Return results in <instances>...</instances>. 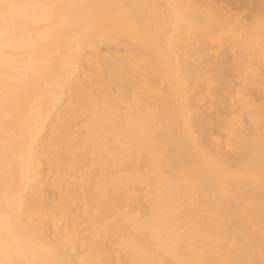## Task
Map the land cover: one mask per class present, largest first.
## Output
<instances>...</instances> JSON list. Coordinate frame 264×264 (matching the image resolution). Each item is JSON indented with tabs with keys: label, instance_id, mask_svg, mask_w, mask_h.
<instances>
[{
	"label": "bare ground",
	"instance_id": "1",
	"mask_svg": "<svg viewBox=\"0 0 264 264\" xmlns=\"http://www.w3.org/2000/svg\"><path fill=\"white\" fill-rule=\"evenodd\" d=\"M0 3V264H264V0Z\"/></svg>",
	"mask_w": 264,
	"mask_h": 264
},
{
	"label": "rangeland",
	"instance_id": "2",
	"mask_svg": "<svg viewBox=\"0 0 264 264\" xmlns=\"http://www.w3.org/2000/svg\"><path fill=\"white\" fill-rule=\"evenodd\" d=\"M232 112H225V113H223L222 115H221V119H217V118H215L214 116H212V121L210 122V120H208V119H210L211 118V116L209 115V117H208V115L206 116V117H204V119H205V123H202L203 121H204V119H203V121H201L200 123H199V121H196V122H191V124H189V125H191V126H187L186 127V129H187V131H189V132H192V134H194L195 135V133L196 132H194V131H197V133L198 134H196V136L199 138V137H201V135L200 134H203V137L205 138V141H203L204 143H206V144H204V146L206 147V149L207 148H209L210 146L212 147V141H211V139H216L217 137L220 139V141L221 142H224V140H226V136H229V135H233V134H235V133H237L238 131H239V129H240V123H242L243 122V125L245 126V127H247L248 128V130H249V137H251L250 139V142H251V146L253 145V143H255L256 141V143H257V145H255L254 147H256L257 149L260 147V145H259V142H258V139H259V135H260V129H259V127H258V125L256 126V125H254V123H252L253 124V126H252V124L250 123V122H253V120L249 117V116H243V118H239L241 121L240 122H238L239 120L237 119V120H235L237 117H236V113H232ZM223 115H224V117H223ZM227 115V116H226ZM231 115L232 116H234V118L233 117H231ZM229 116V117H228ZM238 116V115H237ZM225 117H227V118H229V121H228V119H226L225 120ZM224 118V119H223ZM233 118V119H232ZM244 119V120H243ZM249 119V120H248ZM208 120V121H207ZM218 120V121H217ZM222 120V121H221ZM232 120V121H231ZM233 120H234V122H235V124H234V122H233ZM216 121L217 123L219 122V124H221L222 122V124L221 125H219L220 127H218L217 125V123L215 122V124H217L216 126H214L215 124H214V122ZM221 121V122H220ZM249 121V122H248ZM199 124H198V123ZM209 122V123H208ZM232 122H233V125H232ZM236 122H238V123H236ZM248 122V123H247ZM208 123V124H207ZM211 123H212V125H211ZM225 123V124H224ZM229 123H231V124H229ZM206 124V125H205ZM198 125V126H197ZM223 125V126H222ZM224 125L225 126H227V127H224ZM229 125H230V127H229ZM251 125V126H250ZM194 126H196V128L194 127ZM200 126V127H199ZM204 127V126H206V127H208V128H206V127H204V128H202V127ZM211 126H212V128H211ZM233 126V129H235V127L237 126L238 127V129H237V127H236V129H237V131H236V129H235V131H233V129L231 128ZM235 126V127H234ZM192 127V128H191ZM224 127V128H223ZM199 129V131H198V129ZM201 128L203 129L202 130V132L204 131V133H202L200 130H201ZM206 128V129H205ZM211 128V129H210ZM220 128H223V129H220ZM259 130H258V129ZM195 129H197V130H195ZM219 129V130H218ZM228 129V130H227ZM194 130V131H193ZM210 130V131H209ZM253 130V131H252ZM257 130L259 131V132H257ZM194 132V133H193ZM201 132V133H200ZM209 132H211L212 133V135H211V133H209ZM253 132V133H252ZM213 133H215V134H213ZM207 134H208V137H207ZM254 134V135H253ZM205 135V136H204ZM211 135V136H210ZM219 135V136H218ZM223 135V136H222ZM224 135H225V139H222V137L224 138ZM252 135V136H251ZM256 135H257V137H256ZM210 136V137H209ZM213 136H215L216 138H213ZM208 139V141H207V139ZM217 138V139H218ZM218 139V140H219ZM252 139H253V141H255V142H253L252 141ZM254 139H256V140H254ZM207 141V142H206ZM211 141V142H210ZM210 144H209V143ZM255 143V144H256ZM208 144V145H207ZM210 145V146H209ZM214 146V145H213ZM258 146V147H257ZM192 148H194V146L192 145ZM213 148V147H212ZM212 148H209V149H207V150H211ZM223 149V148H222ZM223 152L224 153H226V151L223 149ZM251 152V151H250ZM250 152H249V154H250ZM259 152H260V150H259ZM226 155L229 157V154H227L226 153ZM252 155H253V151L251 152V154H250V157H249V159H251L252 158ZM254 156V155H253ZM231 163H232V161H231ZM259 164V165H258ZM258 164H257V167L256 168H258V170L256 171V174H255V170H254V172H253V170H251V168L249 169V171H248V173H247V177H248V179H250L251 180V185L253 184V186L255 185L254 183H252L253 181L254 182H256V184L257 185H255V189H257L258 187H259V189L258 190H260V187H261V178H262V174H261V167L259 168L258 166H260V161L258 162ZM232 165L234 166V163H232ZM230 170L231 171H233V167H231L230 168ZM250 170H251V172H250ZM254 173V174H253ZM257 174H258V176H257ZM249 176H251V178L249 177ZM115 174H112V176H110V178H111V180L113 181V184H115L116 182V180H115ZM252 177H253V180H252ZM250 180H249V182H250ZM252 186V187H253ZM123 187V186H122ZM226 187H227V185H226ZM115 189V191H116V187H113V190ZM258 190H257V194L255 195V197H256V199L259 201L260 200V193L258 192ZM119 193V192H118ZM193 199V197L190 195L189 196V200H190V202H193L194 201V199Z\"/></svg>",
	"mask_w": 264,
	"mask_h": 264
},
{
	"label": "snow or ice",
	"instance_id": "3",
	"mask_svg": "<svg viewBox=\"0 0 264 264\" xmlns=\"http://www.w3.org/2000/svg\"><path fill=\"white\" fill-rule=\"evenodd\" d=\"M5 7L11 8V7H14V5L0 3V8H5ZM44 7H49V8H53L54 9V8L58 7V5H55V4H52V5H44Z\"/></svg>",
	"mask_w": 264,
	"mask_h": 264
}]
</instances>
